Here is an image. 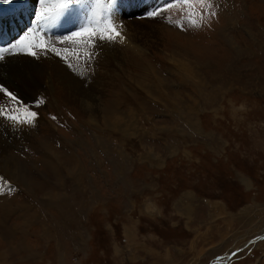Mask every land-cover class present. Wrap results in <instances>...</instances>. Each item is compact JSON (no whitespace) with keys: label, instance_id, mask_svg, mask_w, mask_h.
<instances>
[{"label":"rangeland","instance_id":"rangeland-1","mask_svg":"<svg viewBox=\"0 0 264 264\" xmlns=\"http://www.w3.org/2000/svg\"><path fill=\"white\" fill-rule=\"evenodd\" d=\"M152 1L128 17L137 39L115 44L97 0H48L23 37L38 60L3 63L34 88L40 120L8 152L22 177L0 175V264H264V238L245 245L264 230V0ZM65 2L85 3L68 13L104 47L40 59L63 39L40 30ZM68 69L86 75L92 109L65 104ZM116 99L119 122L101 121Z\"/></svg>","mask_w":264,"mask_h":264},{"label":"bare ground","instance_id":"bare-ground-1","mask_svg":"<svg viewBox=\"0 0 264 264\" xmlns=\"http://www.w3.org/2000/svg\"><path fill=\"white\" fill-rule=\"evenodd\" d=\"M19 1L24 2L25 0H0V23L9 24V25H0V48H1V51L2 50L5 51V52H2L0 54V57H2V58H0V87H3L8 92L12 93L13 96L16 97V100H12L10 97L6 96L3 91H0V112L3 113V115H0V175H2L3 179L6 178L7 180H10V178H12L16 174H18V176H19V173L17 170L20 169V167L17 165L16 162L12 163L10 161V159L8 157V152L10 154L11 148L14 147L15 143L17 142V139L25 136L28 133V131L35 124H38V122L40 120V114H39V110L35 107V103L32 101L31 96H29L27 93L29 91H32V95L35 94V90H33L34 88L31 87L30 89H23L15 81H13L12 79H8L6 71L3 70V68L5 66V64H3V63L8 62L11 65H17V64L26 62V63L31 65L32 63H34L35 60H38V59L31 58L29 56L23 55V45H22L21 39L24 37V33H25L28 25H30L33 22V17H34L35 11L40 6H44L43 8H45V6H47V4H48V0H29L32 2L30 7L27 4H24L23 6L25 8H18L16 5L18 4ZM108 1H110V0H107V2ZM129 1L132 3L130 7L127 5L128 0H125V5L127 7V10L124 9L125 10L123 13L124 15H118L117 11H114L113 9H111L112 7L107 8V19H108L107 21L109 22L111 28L114 29L116 33H119V35H111V36H113V38L116 39V41H114V39L112 38L113 42L115 44L117 43V40H119L125 44H130L132 40H134L135 38L137 39V37H135V34H134V32H135V30H134L135 27L133 26L134 21H130L132 18L130 20L128 19L129 15H132L133 13H136V12L142 13L143 12L142 10H144V9H146V11L148 12V7H150V4L152 3L151 6L155 5L152 0H138V1L129 0ZM156 1L159 2L161 0H156ZM49 5H51V4H49ZM158 5H160V4H158ZM158 5H157V7H158ZM160 7H161V5H160ZM82 13H83V11H81V15H83ZM79 16H80V14H78L77 16H73L72 11L68 13V9H66L64 12L62 20H60L59 22H56L54 25L56 26L58 24V26H62L61 30L63 32L69 33L70 26L78 28L79 25L80 26L83 25L81 22V18H80L81 16L80 17ZM152 19H154V18H152ZM69 20H72L74 23L72 25L67 26ZM147 24H151V23H146L145 21L139 22V25L141 28H146L144 33H147L149 35L154 36L155 33L152 30L153 26L144 27V26H147ZM129 29H130V31H129ZM158 29H159V27L156 28L155 32H157ZM70 30H73V28H71ZM138 31H137V33H138ZM41 32L42 31L40 30V33ZM46 34H47V36H49L50 32H47ZM61 34L63 36V39L56 40L58 42L57 44L53 38H52L53 40H51L49 42V45L52 46V49L46 50L45 51L46 53H38L40 59H46L45 57L48 55H50V56L56 55V56H60V57H67L69 55L71 56L72 55L71 50H79V49H83V47H85V49L87 51H89V48H93V50L97 51L100 48L104 47V46H100L101 45L100 40H97V42L95 41L96 43L94 46H90L91 44H93L92 39H84L83 37H74L73 39H71V37H72L71 35H66L64 33H61ZM33 35H36V34H33ZM40 35H42V34H40ZM130 35H131V37H130ZM27 36H29V35H27ZM37 39L38 38H36V40ZM69 40H72V42L67 45ZM33 43H35V42H33ZM108 43H110V41H108ZM114 43H112L110 45L114 46L115 45ZM131 48H133V49H131L132 52L139 51V48H134V45H132ZM108 51H109V49H107V52ZM111 51H113V52H110L108 55H110V56L114 55L115 56V50L112 49ZM59 52H60V54H58ZM119 57L120 56H116L115 60L121 61L119 59ZM74 59H76V58H74ZM70 61H72L71 58H70ZM110 61H112V59ZM82 66H83V64H82ZM82 72H85V71L82 70ZM35 73L37 75L41 74V72H35ZM66 73L68 76H70L76 80V84H75V86H71L69 84H66V85H64V88L60 91L64 95L65 104H68V105H70V104L75 105L76 104L77 106H79L81 109H83L85 111L92 109L94 106L93 101L88 103V104H87V102H84V100L86 98H88V96H89L88 93L86 92L87 88L83 87L85 84V81H86V75L84 73L74 75V73H71L70 69H68V71L66 70ZM152 80L154 81V77L152 78ZM143 81L147 84L146 90H148V93H146V94L152 93V91L154 90V87L149 83L150 80L146 81L143 79ZM145 83L140 84L139 87L143 88L145 86L144 85ZM92 84H95V88L99 86L98 85L99 83L98 82L96 83V81L95 82L93 81ZM104 87L106 88L107 86H104ZM151 87H153V88H151ZM143 89H145V88H143ZM96 91H98V90H96ZM92 93H94V96H95L96 92H92ZM158 96H159V94H158ZM89 99H91V98H89ZM89 99H87V100H89ZM95 101H97V100H95ZM96 106H97V104H95V108H96ZM119 106H120V102L117 99L110 102V104L105 108L104 114L100 118V120L102 121V119H103V122H104L105 121L104 117H107L109 119L113 117L111 119L112 121L111 120L110 121L115 122V124H117L119 122V119H120L119 115L116 112H114V115H113L112 112L117 110V108H119ZM29 111L36 112V116L32 119L22 118L24 116V114H27ZM130 112H131V110H130ZM110 113H112V114L109 116ZM121 113H123V110ZM9 114L19 116L20 123H19V121L17 122V121L7 119L6 116ZM11 157H12V155H11ZM12 159L15 160V157L14 158L12 157ZM14 167H16V169ZM19 177H22V176H19ZM0 258H1V260H4V257L1 254H0Z\"/></svg>","mask_w":264,"mask_h":264},{"label":"snow or ice","instance_id":"snow-or-ice-1","mask_svg":"<svg viewBox=\"0 0 264 264\" xmlns=\"http://www.w3.org/2000/svg\"><path fill=\"white\" fill-rule=\"evenodd\" d=\"M109 33H110V35H109V38H110V39H111V35H119V33H116L115 30L112 29L110 26H109ZM74 35H75L76 37H81V36H84V35H92V33H90V32H77V33H75ZM39 46H40V47H44L43 43H41ZM26 54L29 55V56H34V55H35V51L33 50L32 46H28V47L26 48ZM0 58H2V57H0ZM0 91H3L4 94H5L6 96L10 97L12 100H16V97L13 96L12 93L8 92V91H7L6 89H4L3 87H0ZM0 115H3V113L0 112ZM31 115H32L33 117H35V116H36V113L33 112V113H31ZM6 118L9 119V120L17 121V122L19 121V117L16 116V115H11V114H9V115L6 116ZM53 119H55V117H53Z\"/></svg>","mask_w":264,"mask_h":264},{"label":"water","instance_id":"water-1","mask_svg":"<svg viewBox=\"0 0 264 264\" xmlns=\"http://www.w3.org/2000/svg\"><path fill=\"white\" fill-rule=\"evenodd\" d=\"M262 238H264V230H263V232L260 234V235H258L257 237H256V239H254L253 241H250L249 243H247V244H245V245H248V244H250V243H252V242H255V241H259V240H261ZM229 256L228 257H225L224 258V260H223V264H227V261L229 260Z\"/></svg>","mask_w":264,"mask_h":264}]
</instances>
